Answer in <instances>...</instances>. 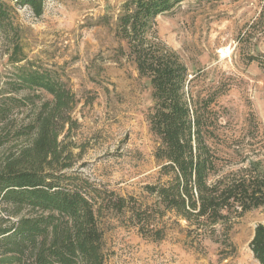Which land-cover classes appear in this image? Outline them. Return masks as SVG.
<instances>
[{
  "label": "rangeland",
  "instance_id": "rangeland-1",
  "mask_svg": "<svg viewBox=\"0 0 264 264\" xmlns=\"http://www.w3.org/2000/svg\"><path fill=\"white\" fill-rule=\"evenodd\" d=\"M5 1L14 6L24 61L51 70L75 95V124H66L59 136L70 162L63 172L88 181L101 196L113 191L152 203L145 185L158 182L160 167L147 120L152 87L115 35L125 0H43L40 17ZM153 30L154 43L194 73L189 79L197 76L193 94L221 93L208 107L220 116L218 138L209 141L221 158L218 177L264 179V0H184L158 15ZM10 51L0 35V85L15 79ZM31 109L14 114L24 117ZM230 211L228 238L222 242L219 232L216 242L198 240L195 232L188 236L186 222L172 212L159 220L163 238L153 240L128 215L103 210L105 264H264L253 249L264 241V230H258L264 229V206Z\"/></svg>",
  "mask_w": 264,
  "mask_h": 264
},
{
  "label": "trees",
  "instance_id": "trees-1",
  "mask_svg": "<svg viewBox=\"0 0 264 264\" xmlns=\"http://www.w3.org/2000/svg\"><path fill=\"white\" fill-rule=\"evenodd\" d=\"M12 1L29 7L35 17L43 13V0ZM183 1L125 0L117 16L115 35L152 87L147 120L157 137L154 157L160 167L158 182L145 185L153 201L142 204L113 191L101 196L88 181L79 183L63 172L70 162L59 136L66 124H75V95L51 70L24 61L14 6L0 0V35L11 46L7 63L15 78L0 85V152L15 143L0 157V213L5 212L0 215V264H105L103 210L128 215L153 240L163 238L159 220L172 212L186 222L188 236L195 232L198 240L219 242L221 232L225 242L230 210L264 206L260 175L232 181L218 177L221 158L209 141L218 138L220 116L208 107L221 93L193 94L197 76L189 79L194 73L154 43V19ZM23 106H31V114L18 117L14 113ZM253 249L264 262V241Z\"/></svg>",
  "mask_w": 264,
  "mask_h": 264
}]
</instances>
